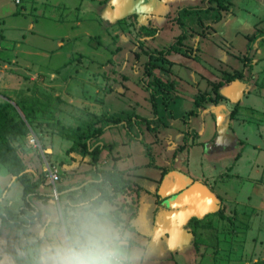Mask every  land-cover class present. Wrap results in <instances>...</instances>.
<instances>
[{
  "label": "rangeland",
  "instance_id": "rangeland-1",
  "mask_svg": "<svg viewBox=\"0 0 264 264\" xmlns=\"http://www.w3.org/2000/svg\"><path fill=\"white\" fill-rule=\"evenodd\" d=\"M208 4L204 3L205 10L202 12L182 16L186 35L179 44L180 52L165 55L157 62L159 68L155 71L164 76L170 74L174 65L171 60L173 54L183 55L199 64L200 60L206 59L208 52L217 57L220 53L218 50L203 51L202 43L217 23L212 22V16L221 10L223 18L228 5L224 0H213ZM154 5L152 17L161 29V35L157 37L158 26L149 23L147 27L144 15L137 14L136 7L123 3L120 9L116 0H0V177L3 172L13 176L10 168L16 163L14 155H18L27 169L36 167L40 180L49 179L47 170H43L48 166L46 169L58 167L59 182L62 181L63 163L73 161L71 154L81 156L78 153L80 142L87 140L86 135L93 129L109 122L105 111L109 107L111 90L107 80L112 73V61L119 62L114 72L123 78L121 67L128 58L131 60L135 54L136 60L140 62L145 52V36L156 37L151 42L161 47L170 42V37L177 34L179 27L181 29L178 20H173L179 12L176 4L159 2ZM220 5L227 8L223 9ZM121 10L125 12L124 15ZM172 21L176 24L173 25ZM258 31L260 34L254 41L250 63L244 75L219 89L222 98L217 103H204L198 110L207 109L212 114V130L216 135L223 138L233 132L245 160L244 172L236 178L235 172L224 171L226 165L233 162L236 149L229 158L214 159L216 170L224 171L216 182L234 179L233 184L236 185L231 192L235 195L238 193L239 199L234 202L229 198V202L225 203L223 197H213L216 206L209 212L224 209V216L212 215L214 229L203 232L194 229V233L199 239L201 233H206L208 237L206 243H200L199 250L210 246L214 248V238L222 230L227 235L244 238L255 255L245 256L242 264H264V21ZM164 33H168V36ZM245 53L246 50L231 52V55L237 56L238 62L226 58L223 53V58L228 60L232 68L223 71L216 81L211 82L198 72V94L211 93L215 97V84L223 81L225 74L243 69ZM146 55L141 60L146 59ZM63 63L70 65L63 75L71 73L68 77L70 82L65 85L64 76L58 79L51 77V72L64 66ZM139 71L129 66L124 74L128 76L127 83L132 91L146 93L142 80L144 75L139 79ZM76 77L82 80L81 84L73 80ZM160 96L158 111L159 106L164 107L170 119V105L168 108ZM142 108L144 114H150L146 107ZM248 108L257 109L260 116L250 118L256 127L252 126L250 130L245 126L243 132L239 125L236 126L235 120L243 123L241 113L243 109L248 111ZM159 122L163 121L159 119ZM121 127L126 130L125 125ZM95 142L96 139L91 140L92 145ZM212 142L214 140L208 141ZM72 146L74 148L71 150ZM199 156V150L194 149V161ZM196 172H199L198 167ZM56 189L58 191L59 187ZM4 193L5 189L0 183V202ZM191 227L193 230V224Z\"/></svg>",
  "mask_w": 264,
  "mask_h": 264
},
{
  "label": "crops",
  "instance_id": "crops-1",
  "mask_svg": "<svg viewBox=\"0 0 264 264\" xmlns=\"http://www.w3.org/2000/svg\"><path fill=\"white\" fill-rule=\"evenodd\" d=\"M224 1L228 8L223 12L222 20L213 25L209 37L204 38L202 43L203 51L218 50L220 53L217 57H213L208 52L210 56L207 54L206 59L200 60L199 64V62L183 55L173 54L171 57L172 63H174L172 72L164 76L156 71L157 75L176 84V98L170 104L172 112L170 119L167 116L168 111L162 106H159V118L155 119L156 114L152 108L148 90L143 86L146 93L132 91L131 86L127 83L128 76L124 74V71L131 66L140 70L138 75L141 74L139 79H142L145 63L149 59L148 53L169 47L174 39L182 33L179 27L177 34L170 37V42H166L161 47L152 44L151 41H154L157 35H161V29L152 17L155 12V3L171 2L177 5L179 11L187 6L204 7L206 0H148L147 4L151 6L152 12L143 16L144 21H147V27L150 23L158 26L159 29L155 38L145 36V52L143 49L145 54L142 53L141 59L148 52L146 59H140L138 62L135 54L132 55L131 60L128 58L121 67L123 78L115 75L114 72L119 62L113 63L112 61L110 66L112 73H109L107 83L111 91L108 97L109 107L105 111V116L121 120L122 123L129 120L133 123L130 127H126V130L121 127L122 123L116 126H107L94 145L99 144L102 148L98 161L99 168L122 171L133 186V193L118 192L117 196L109 201L116 210L119 208V214L132 234L133 246L145 253L142 264H242L245 256L255 255V251L244 238L239 239L227 235L222 229L217 237L218 241H214V248L210 246L208 249L196 251L193 244L194 232L190 225L193 218H203L210 213L209 211L214 210L216 202L213 197H223L225 203L229 202V198L236 202L239 199V194L235 195L231 192L236 185L233 184L234 179L229 182H225V179L217 182L216 180L224 171L235 172L236 178L244 172L245 156L243 150L240 149V144L235 140L233 132L223 138L219 134L216 135L212 130L213 116L207 112V109L190 115L195 110L194 98L199 93L197 91V73L199 72L201 76L211 82L218 80L223 71L232 68L228 60L223 58V53L226 58H233L238 62L237 56L234 57L231 52L240 53L246 50L248 36L258 31L261 22L264 21V0ZM176 19V17L173 18L175 21ZM175 21H172L173 25L176 24ZM168 27L170 26L168 25ZM164 35L168 36V33H164ZM222 42L226 44L224 45ZM69 66L64 64V66L58 67L51 72V77L58 79L64 76L63 85L69 84L68 77L71 76V73L63 75ZM236 68L239 69V67ZM73 80H77L78 84L82 82L77 77ZM143 106L149 110L147 113L150 114H144ZM245 110L243 109L241 113L244 122L235 120L236 126L239 125L243 132L245 126H248L250 130H252V126L256 127V123L250 121V118L260 116L255 108ZM163 116L167 117L163 118ZM142 119H152V122L148 124ZM159 119L163 122H159ZM151 127L154 129L152 130ZM210 140H214V142L208 143ZM194 149L199 150L200 156L197 161L192 158ZM235 149L236 152L233 155ZM230 155H233V162L226 165L223 172L217 171L214 159L229 158ZM70 157L73 161H69L67 164L63 163L64 175L62 181L57 184L59 188L66 186L70 188L61 191V193L57 191V197L54 196V189L57 186L51 182L50 178L42 181L39 179L36 167L33 169V166H30L27 169L32 182L37 184L39 193L31 196L34 210L42 209L51 200L66 199V192L80 187H86L87 192L100 188L112 192V186L109 183L102 181V178L96 179L91 172L93 164L89 155L71 154ZM151 159L154 165L151 163ZM46 167L43 169L44 171L47 170ZM197 167L199 172H196ZM9 182L11 183L10 188L7 186ZM0 183L3 189L8 187L0 205L11 209L15 213L16 220L28 224L29 216L34 211L26 209L25 213H22L25 206L24 184L16 176L4 172L0 177ZM204 193L210 197L209 206L204 201L202 202ZM197 202H200V205ZM30 226L31 224H29ZM27 229L22 230L17 224L5 223L3 225L0 232V260H3L4 264H9L6 253L11 251V242ZM203 237L206 243V235ZM170 243L174 246H169Z\"/></svg>",
  "mask_w": 264,
  "mask_h": 264
},
{
  "label": "clouds",
  "instance_id": "clouds-1",
  "mask_svg": "<svg viewBox=\"0 0 264 264\" xmlns=\"http://www.w3.org/2000/svg\"><path fill=\"white\" fill-rule=\"evenodd\" d=\"M136 12L147 16L152 8L139 0ZM6 255L9 264H142L145 253L133 246L123 217L96 190L49 201Z\"/></svg>",
  "mask_w": 264,
  "mask_h": 264
},
{
  "label": "trees",
  "instance_id": "trees-1",
  "mask_svg": "<svg viewBox=\"0 0 264 264\" xmlns=\"http://www.w3.org/2000/svg\"><path fill=\"white\" fill-rule=\"evenodd\" d=\"M213 0H206V3L208 4L209 2H212ZM221 6V5H220ZM223 9H226L227 6L222 5L221 6ZM205 10V7H200V6H187L183 7L179 10L178 12V17L177 20L181 25L182 33L176 38L175 42H173L168 48L159 50V51H152L149 53V61L145 65V73L143 76V81H144V86L150 93V98L152 102V108L154 110L155 114H158V96H160L162 102L169 108L170 103L176 98L175 97V92H176V84L173 81L165 80L162 76L157 75L155 69L159 68V60H162L165 55H168L170 53H179V44L182 43V40L185 39V27L182 22V16L184 15H191L194 13H199ZM222 19V14L221 10H219L218 13H216L214 16H212V22H218ZM260 34V31H256L254 34L251 36H248V46L246 49L245 57H244V67L241 71H236L233 73H227L223 77V81H220L215 84L214 90L216 93V96L213 97L211 93H200L197 94L194 98V103H195V110L190 113V115H193L195 113H198V110L204 103H217L221 98L222 95L219 92V89L224 85V84H229L233 80L242 77L249 66L250 63V52L252 51V47L254 44V41L258 38ZM161 58V59H159ZM152 76V79L150 80L149 78ZM147 78V80H145ZM163 96V97H162ZM143 122H147L150 124L152 122V119H142ZM121 120L117 119H109V122L105 126H99L96 127L95 129L92 130L91 133H88L87 140H82L80 142V150H75L78 152L81 156H87L89 155L92 160L93 164V169L91 172L95 175L96 179L102 178V181L109 183L112 186V192H109L106 189L100 188L99 191L103 192L104 196L109 199L113 200L118 192H122L124 194L128 193H133L134 189L131 184V182L125 178L124 173L122 171H118L116 169H102L99 168V157L102 152V148L99 144L97 145H92L91 140L92 139H98L101 134L104 132V130L107 128V126H116L121 124ZM133 121H127L125 123H122L126 127H130ZM152 130L154 129L151 127ZM74 146H72L70 149L72 150ZM2 157L0 156V159ZM14 158L16 160L15 165L10 168L11 173L16 176L23 184H24V200H25V206L22 210V213H25L26 209H31L33 210L34 213H32L31 216H29V223L26 224L23 221L16 220L15 219V213L11 211L6 206L0 205V232L2 230V227L5 223L9 224H17L18 227L22 230H26L29 227V224L33 221L35 214L39 211L34 210V205L31 200V196L38 195V190H37V184L32 182L29 172L27 170V167L23 163V161L20 159L18 155H14ZM2 160V159H1ZM151 163L154 165L153 160L151 159ZM8 187L5 188V190ZM68 186L66 187H61L58 189V192L61 193V191L67 190ZM87 192L86 187H80L76 188L74 190H71L69 192H66L67 198H72L75 197L81 193ZM61 197V196H60ZM119 209V208H118ZM116 210L119 213V210ZM212 215H219L221 217L224 216V209H220L214 213H208L204 216V218H193L190 222V225L193 224V232L196 230H200V232H203V230L210 229L213 230V219ZM195 229V230H194ZM207 231V230H206ZM195 234V233H194ZM201 238L199 239L198 236L195 234L193 238V244L195 246L196 251L199 250L200 243L204 240L203 235H206V233H201L200 234ZM210 234H208L209 236ZM208 239V237H207ZM215 242H217V237L214 238Z\"/></svg>",
  "mask_w": 264,
  "mask_h": 264
},
{
  "label": "water",
  "instance_id": "water-1",
  "mask_svg": "<svg viewBox=\"0 0 264 264\" xmlns=\"http://www.w3.org/2000/svg\"><path fill=\"white\" fill-rule=\"evenodd\" d=\"M145 2L148 3V0H145ZM123 3H128L135 8L137 6V4L139 3V0H135V1H132V0H116V4L118 5V7H120V9L123 8V6H121ZM121 14L124 15L125 12H123V10H121ZM203 195H204V198L202 199V202L204 201L209 206L210 205V197L206 193H204ZM198 204L200 205V202Z\"/></svg>",
  "mask_w": 264,
  "mask_h": 264
},
{
  "label": "built area",
  "instance_id": "built-area-1",
  "mask_svg": "<svg viewBox=\"0 0 264 264\" xmlns=\"http://www.w3.org/2000/svg\"><path fill=\"white\" fill-rule=\"evenodd\" d=\"M19 1V0H18ZM47 175L49 176L51 182L56 185L57 182L60 181V171L58 167H54L53 169L48 168L47 169ZM54 195L57 197V189H54Z\"/></svg>",
  "mask_w": 264,
  "mask_h": 264
}]
</instances>
